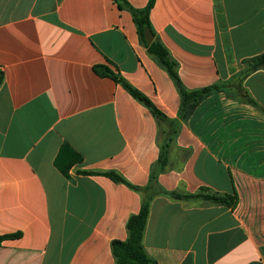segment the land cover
<instances>
[{"label": "crops", "instance_id": "crops-1", "mask_svg": "<svg viewBox=\"0 0 264 264\" xmlns=\"http://www.w3.org/2000/svg\"><path fill=\"white\" fill-rule=\"evenodd\" d=\"M144 8L149 0H127ZM154 39L188 89L237 79L264 52V0H155ZM107 66L169 118L181 96L117 0H0V264H115L164 130ZM256 104L205 97L170 144L166 191L237 195L235 207L153 197L143 236L156 264H264V69L243 80ZM63 143L82 156L68 174ZM96 171L100 173H86Z\"/></svg>", "mask_w": 264, "mask_h": 264}, {"label": "trees", "instance_id": "trees-1", "mask_svg": "<svg viewBox=\"0 0 264 264\" xmlns=\"http://www.w3.org/2000/svg\"><path fill=\"white\" fill-rule=\"evenodd\" d=\"M117 1L121 5H126L130 8L137 24L142 42L147 47L149 53L152 54L158 63L168 71L181 96L178 118H169L160 109H158L143 92L133 86L121 75L112 72L107 66H96V71L98 73L109 75L117 82H120L132 96L151 110L160 124H164L167 127L163 132L164 134L160 144L159 158L151 170L150 180L146 186H134L127 182L126 179L116 171L101 172L116 182H125L129 184L133 188L141 191L143 194L139 212L131 215L127 221V238L124 240L115 239L112 241V252L115 257V264H156V260L147 253L142 242L150 213V204L155 195L168 193L178 199H201L215 204H224L229 207H235L237 203V195L209 192L205 188H202L197 193H179L176 191L169 192L157 184V176L166 169L169 160L170 144L179 132L182 122L190 117L196 106L205 97L217 91H224L229 95L236 94L245 102L256 104L255 100L247 93L245 87L243 86V80L252 72L258 69H264V52L246 59L245 68L235 80L217 81L202 88L188 89L180 79L177 69V61L170 56L168 49L157 39H154L150 44L147 43L145 39L146 28H151L150 12L154 6L155 0H149L148 4L144 8H134L130 6L127 0ZM3 78V71L0 70V85ZM81 160L82 156L79 152H77L70 144L63 143L55 158V164L64 174H68L69 170ZM83 172L100 173L96 171ZM15 235L17 234L0 236V242L5 238Z\"/></svg>", "mask_w": 264, "mask_h": 264}, {"label": "water", "instance_id": "water-1", "mask_svg": "<svg viewBox=\"0 0 264 264\" xmlns=\"http://www.w3.org/2000/svg\"><path fill=\"white\" fill-rule=\"evenodd\" d=\"M145 39H146L147 43H149V44L152 43V41L154 40V33H153L151 28H146Z\"/></svg>", "mask_w": 264, "mask_h": 264}]
</instances>
